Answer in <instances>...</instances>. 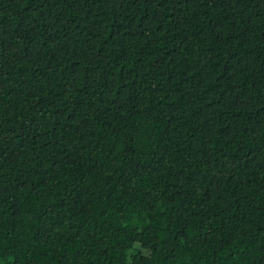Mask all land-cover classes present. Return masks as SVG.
<instances>
[{
    "label": "trees",
    "instance_id": "obj_1",
    "mask_svg": "<svg viewBox=\"0 0 264 264\" xmlns=\"http://www.w3.org/2000/svg\"><path fill=\"white\" fill-rule=\"evenodd\" d=\"M0 264H264V0H0Z\"/></svg>",
    "mask_w": 264,
    "mask_h": 264
}]
</instances>
